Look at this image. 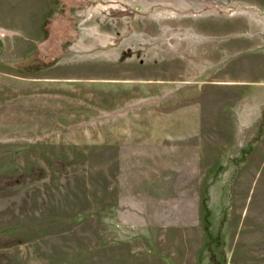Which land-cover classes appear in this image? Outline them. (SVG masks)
<instances>
[{"label":"rangeland","instance_id":"374dc122","mask_svg":"<svg viewBox=\"0 0 264 264\" xmlns=\"http://www.w3.org/2000/svg\"><path fill=\"white\" fill-rule=\"evenodd\" d=\"M263 109L264 0H0V264H264Z\"/></svg>","mask_w":264,"mask_h":264},{"label":"trees","instance_id":"16d2710c","mask_svg":"<svg viewBox=\"0 0 264 264\" xmlns=\"http://www.w3.org/2000/svg\"><path fill=\"white\" fill-rule=\"evenodd\" d=\"M262 117H264V109L262 110ZM33 172H35L39 176H43L44 170L42 168L40 169H34ZM24 174H18V175H12L8 173H4L0 175V194L5 192L8 188H11L17 184H20L24 180ZM24 242L22 237L19 236H6L3 234H0V248L4 247H10L13 245H19ZM213 249V248H212ZM209 250V256L211 264H219L218 260L215 257V252L213 250ZM218 261V262H217Z\"/></svg>","mask_w":264,"mask_h":264}]
</instances>
